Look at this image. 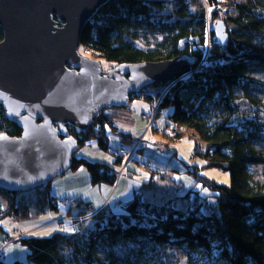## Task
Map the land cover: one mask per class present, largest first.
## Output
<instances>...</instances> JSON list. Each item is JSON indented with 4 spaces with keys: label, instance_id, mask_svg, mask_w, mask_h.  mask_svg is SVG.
I'll list each match as a JSON object with an SVG mask.
<instances>
[{
    "label": "trees",
    "instance_id": "trees-1",
    "mask_svg": "<svg viewBox=\"0 0 264 264\" xmlns=\"http://www.w3.org/2000/svg\"><path fill=\"white\" fill-rule=\"evenodd\" d=\"M207 1L232 10L227 16L215 10L209 18L212 23L223 21L224 45L210 27L201 0H109L85 24L79 48L94 60L117 66L188 59L191 64L182 72L127 100L155 102V118L163 117L168 128L155 132L164 144L174 149L190 132L203 142L193 156L202 166L228 171L229 183L200 174L195 164L187 171L210 194L189 187L182 195L190 200L186 207L146 198L142 187L151 186L150 181L134 189L129 201L117 199L123 208L114 205L113 196L107 198L111 206L94 211L88 200L76 199L67 211L73 218L64 227L71 223L69 232H61L52 219L48 224L58 228L52 235L24 232L15 240L28 249L25 264H182L171 252L181 254L183 264H264V101L258 95L264 80L257 76L264 72V0ZM127 100L91 109L86 127L54 125L59 138L75 146L70 168L84 165L91 185L117 183L122 158L117 150L107 164L75 152L92 141L108 150V127L121 133L123 143L133 142L131 134L117 131L114 121L129 111ZM21 134V124L0 102V138ZM0 194L7 204H0V229L5 217L21 221L57 207L50 182L20 191L0 189ZM0 264H9L3 255Z\"/></svg>",
    "mask_w": 264,
    "mask_h": 264
},
{
    "label": "water",
    "instance_id": "water-1",
    "mask_svg": "<svg viewBox=\"0 0 264 264\" xmlns=\"http://www.w3.org/2000/svg\"><path fill=\"white\" fill-rule=\"evenodd\" d=\"M108 1L0 0V102L22 126L21 136L0 138V189H29L71 167L75 146L59 138L55 124L86 127L93 107L124 102L191 64L175 57L119 65L117 72L128 76L121 80L104 73L78 49L85 24ZM212 29L224 45L223 21Z\"/></svg>",
    "mask_w": 264,
    "mask_h": 264
},
{
    "label": "rangeland",
    "instance_id": "rangeland-1",
    "mask_svg": "<svg viewBox=\"0 0 264 264\" xmlns=\"http://www.w3.org/2000/svg\"><path fill=\"white\" fill-rule=\"evenodd\" d=\"M208 2L207 0H201V3L204 4ZM216 11L219 12L223 16L229 15L228 7L224 4H216ZM218 8V9H217ZM231 9V8H230ZM214 10V11H215ZM208 13L207 18L209 24L211 18V13ZM212 27V24L211 26ZM79 54L82 56H86L85 53L82 51L81 48L78 49ZM100 63V67L104 73H113L114 78L120 79L127 78L125 75H121L117 72L118 66L115 64L108 63L103 60H98ZM260 79L264 80V72H260L257 74ZM263 98L264 101V90L258 94ZM152 103V102H151ZM127 104L129 106V111L125 112V114L118 115L114 121L116 125V129L118 132H128L132 133L133 142H136V138L141 137L147 126L148 120L143 119V113L151 114L153 112V106L150 104L143 97H135L130 100H127ZM103 106V105H101ZM101 106H95L101 107ZM93 107V108H95ZM91 111V110H90ZM89 111V112H90ZM155 113V111H154ZM89 114V113H88ZM260 116H264V112L260 113ZM264 119V117H263ZM163 117L159 116L155 118L154 116V125L152 128L153 136L155 138V143L152 147L145 148V149H138L136 151V156L133 155L130 157L129 161L126 160V169L124 170L123 165L118 166L119 172L117 174L118 181L120 180L118 191L116 192L115 196H117L119 190H122L124 185L127 183L128 193L124 196L126 201L132 199L134 195L133 189H141L144 183L150 181V185L148 188L142 187L143 195L154 201H166L172 200L180 207H186L190 204V200L187 198H183V192L186 191L189 187L194 186V189L200 190L202 195L210 194V190L204 187L201 181L197 180V177L187 171L189 166L199 165L200 166V174L208 178H212L219 183L228 184L230 181L229 173L226 170H222L216 167H208L202 166V161L199 158H195L193 153L197 147V149L203 148V142H201L197 137L191 135L190 132H186L183 138L175 143L173 146L174 149H170L169 146L164 144V139L161 138L159 135H156L155 132L160 131H167L168 128L163 125ZM107 136H108V150L100 149L95 141L90 142V144L84 145L77 149L75 152L76 156L84 157L90 161H97L103 162L107 164H112L114 159V153L120 148L125 147L130 149L131 143H123L121 141V133H115L111 130V128H107ZM150 137V134L147 135V138ZM175 152L174 154H172ZM146 154H153L155 157L154 160L152 158L149 159L150 164L145 166L141 164V162L146 163L148 158ZM135 156V157H134ZM134 157V158H132ZM123 159V158H122ZM137 161V162H136ZM146 161V162H145ZM145 166V167H144ZM162 172H156L155 170H161ZM168 170L169 173L165 170ZM164 170V171H163ZM259 170V169H258ZM124 173V174H123ZM136 173L137 176H133ZM123 174V175H121ZM134 174V175H136ZM151 174L153 178L151 179ZM129 177V180L126 181V178ZM136 177H138L136 179ZM151 179V180H150ZM117 181V182H118ZM179 183V184H178ZM117 183L114 184V187ZM79 185L83 191L90 190V178L89 173L84 165H80L74 169L69 168L64 173L57 175L50 181L51 192H55L56 189L58 191H62L68 187H75ZM94 190L90 191L89 193L92 194L96 191V195L98 199L104 200V197L108 194H104L103 186L109 187V189L113 188L112 184L108 183H101V184H93L91 185ZM101 187V193L100 188ZM205 189L207 191H205ZM118 197V196H117ZM0 204L6 205V201L4 197L0 194ZM44 215V214H43ZM34 218V217H32ZM32 218L16 221L11 217H5L1 221L2 229H0V240L3 241L7 236H11L13 230H20L24 232V228L28 227V225L32 224ZM54 228L57 230V225ZM61 232H69L66 229H59ZM41 232V231H40ZM40 232L35 233V236H46L47 234H40ZM48 234V235H52ZM34 235V234H33ZM0 241V251L4 256V259L7 260L6 262L11 264L15 260H19L22 264L26 263L27 260V253L28 249L26 246L22 245L19 241L9 243L5 246H2V242ZM170 255L173 256L172 259L175 261H179L180 263H184L183 256L177 252H171ZM7 256V257H6Z\"/></svg>",
    "mask_w": 264,
    "mask_h": 264
},
{
    "label": "crops",
    "instance_id": "crops-1",
    "mask_svg": "<svg viewBox=\"0 0 264 264\" xmlns=\"http://www.w3.org/2000/svg\"><path fill=\"white\" fill-rule=\"evenodd\" d=\"M143 114H146V113H143ZM129 134L132 135V133H129ZM133 137H136V136H133ZM146 157L148 158L147 161H149L150 158H152V160L155 159L153 154H146ZM155 171L157 172L159 170H155ZM134 174H136V173H134ZM134 174H133V176H137V174L136 175H134ZM137 178L138 177H136V179ZM120 180L117 182L115 187L113 185L112 189H109V187L103 186V190L102 191L104 192V194H108L107 196L104 197V200L103 199L102 200L98 199V197L96 195V191L94 193H92V194L89 193L90 191L94 190V188L91 187L89 191L85 192V191H83L81 189V187L79 185H77L75 187H68V188H66V189H64L62 191H58L56 189V191L52 192V194L55 197H59V198L69 197V198H73V199H86V200H88L90 202L91 207H92V209L94 211V210H96L99 207L111 206L112 205L111 202L107 201V198L109 196L115 197L116 200L119 199V198H122L123 200H125L123 195H126L128 193V187L129 186L127 187V185H128L127 183L124 185L122 190H119V192L117 194L118 197L115 196L116 192L118 191L117 189L119 187ZM126 181H131V180H129V177H128V178H126ZM99 189H100V193H101V187ZM68 210H69V207L63 206V207H58L57 209H50L47 212L43 213L44 215L43 214H39L37 216L34 215L33 216L34 218H32V220H31L32 224L28 225V227H25L23 231L26 232V233H32L34 235H35V233L40 232V231H41L40 234H43V233L47 234V235L51 234L54 231H57L58 228L56 230L54 228L55 226L49 225L48 224L49 221H51L52 219L65 217L67 215V211ZM70 227H71V223H68V229H70Z\"/></svg>",
    "mask_w": 264,
    "mask_h": 264
},
{
    "label": "built area",
    "instance_id": "built-area-1",
    "mask_svg": "<svg viewBox=\"0 0 264 264\" xmlns=\"http://www.w3.org/2000/svg\"><path fill=\"white\" fill-rule=\"evenodd\" d=\"M204 8H205V11H206V17L208 15V13H210L213 9V11L216 9V6L214 5H211L209 4L208 2H205L204 3ZM209 9H211V11H209ZM218 9V8H217ZM231 9L230 7H228V13L230 12L231 13ZM220 12V11H219ZM229 13V14H230ZM152 106H153V112L151 114H143V119L146 121L148 120V123H147V126L145 128V132L144 134L141 136V137H138L136 138V142L131 145V148L130 149H124V148H121L118 150V153L122 156V162H121V165H123L124 167V170L126 169V160L129 161L130 157L134 155V153H136V151L140 148L142 149H145V148H149V147H152L153 144L155 143V138H154V134L152 132V128H153V125H154V116H155V109H156V103L155 102H152L150 103ZM150 134V137L147 138V135ZM141 164L145 165V166H148V164H150V161H147L146 163L144 162H141ZM144 166V167H145ZM124 174V173H123ZM121 174V175H123ZM64 202H67L69 207L72 206V204L74 203L73 201H71L70 199H55L52 201V203L55 205V206H62V205H65ZM114 205L119 207V208H123L124 206V203L123 201L120 199V200H117L114 202ZM73 218L69 215H66L65 217L63 218H59V219H54L53 220V223H56L61 229H64L65 227V224H66V221H70L72 220ZM24 232L20 231V230H13V233L11 236H7L5 239H3V241H1L2 243V246H5L9 243H13L15 242V240L21 238L23 236ZM0 253L2 254V251H0ZM3 255V254H2Z\"/></svg>",
    "mask_w": 264,
    "mask_h": 264
},
{
    "label": "bare ground",
    "instance_id": "bare-ground-1",
    "mask_svg": "<svg viewBox=\"0 0 264 264\" xmlns=\"http://www.w3.org/2000/svg\"><path fill=\"white\" fill-rule=\"evenodd\" d=\"M151 103V102H150ZM133 144V142H131V145ZM120 149V148H119ZM118 149V150H119ZM124 149H128V148H125L124 147ZM121 156V155H120ZM121 158H122V156H121ZM122 162V161H121ZM92 186L90 185V188H91ZM56 200L58 199L57 197L55 198ZM63 199H70L71 201H73V202H75V200L76 199H73V198H69V197H66V198H63ZM64 204L65 205H62V206H58V207H63V206H66V207H69V205H68V203L67 202H64ZM55 206V205H54ZM72 206H74V203L72 204ZM56 207V206H55ZM58 207H56L55 209H57ZM0 258H2V254L0 253Z\"/></svg>",
    "mask_w": 264,
    "mask_h": 264
},
{
    "label": "snow or ice",
    "instance_id": "snow-or-ice-1",
    "mask_svg": "<svg viewBox=\"0 0 264 264\" xmlns=\"http://www.w3.org/2000/svg\"><path fill=\"white\" fill-rule=\"evenodd\" d=\"M209 11H211V9H209ZM205 191H207V190L205 189Z\"/></svg>",
    "mask_w": 264,
    "mask_h": 264
},
{
    "label": "flooded vegetation",
    "instance_id": "flooded-vegetation-1",
    "mask_svg": "<svg viewBox=\"0 0 264 264\" xmlns=\"http://www.w3.org/2000/svg\"><path fill=\"white\" fill-rule=\"evenodd\" d=\"M86 57H88V56H86ZM2 103V102H1ZM3 104V103H2ZM5 108V107H4ZM7 111V110H6Z\"/></svg>",
    "mask_w": 264,
    "mask_h": 264
}]
</instances>
